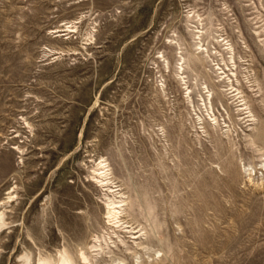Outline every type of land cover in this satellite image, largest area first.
I'll use <instances>...</instances> for the list:
<instances>
[{
    "label": "rangeland",
    "instance_id": "374dc122",
    "mask_svg": "<svg viewBox=\"0 0 264 264\" xmlns=\"http://www.w3.org/2000/svg\"><path fill=\"white\" fill-rule=\"evenodd\" d=\"M0 213V264H264V0H0Z\"/></svg>",
    "mask_w": 264,
    "mask_h": 264
},
{
    "label": "bare ground",
    "instance_id": "6f19581e",
    "mask_svg": "<svg viewBox=\"0 0 264 264\" xmlns=\"http://www.w3.org/2000/svg\"><path fill=\"white\" fill-rule=\"evenodd\" d=\"M99 175L102 176L103 178L106 177L105 172H99ZM119 207L120 206L115 205L113 202H110L108 204V209H107L108 221L110 222V221L115 220V222H114L115 224H119L122 222V224L129 225V222H123L121 220V218H122L121 214L122 213H121V211H119ZM4 226H5V224H4V220H3V214L0 213V229L3 228ZM115 227H117V226H115ZM129 227H131V226H125L124 228H129ZM113 233L118 235V234H122V233L125 234L126 232L113 230ZM75 234H78L77 229L75 230ZM130 234L133 235V237H131L132 240L140 239V236H138V237L135 236L137 234V232H132ZM117 238H120V237L117 236ZM119 242H120L119 244H117L113 247L112 246L109 247L107 245L106 246H107V248H114V250L116 252L115 254L116 255H122L123 258L134 259V257L137 255V252H141V253L145 252L144 247H142L141 244L137 243L136 246L133 245V247L135 246V248H134L135 250H131V248L126 246L123 239H121ZM96 247H100V246L94 245L91 247V249L96 248ZM93 251H97V250H93ZM112 252H114V251H112ZM109 253H111V252H109ZM156 253H158V252H156ZM143 254L145 255V253H143ZM37 264H126V263L124 262V259L115 258L114 256L100 255L99 257H97V256L89 257V255H86L83 252L80 253L79 259L76 260V259L68 256L65 252H62V253L58 254V260L55 263L48 261V260H42V261H39ZM135 264H136V262H135ZM154 264H158V263L155 262Z\"/></svg>",
    "mask_w": 264,
    "mask_h": 264
}]
</instances>
